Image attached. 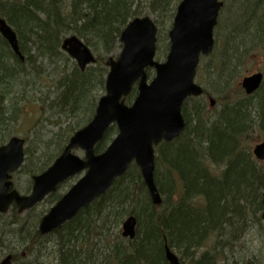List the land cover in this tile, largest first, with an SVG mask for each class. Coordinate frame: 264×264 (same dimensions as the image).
I'll list each match as a JSON object with an SVG mask.
<instances>
[{"label": "trees", "instance_id": "1", "mask_svg": "<svg viewBox=\"0 0 264 264\" xmlns=\"http://www.w3.org/2000/svg\"><path fill=\"white\" fill-rule=\"evenodd\" d=\"M179 1L0 0V17L15 31L23 55L20 60L0 35V122L13 121L15 114L23 112L25 103L35 98L31 93L45 78L48 92L54 86L55 94L53 98L46 93L36 98L37 105L42 110V106L56 108L75 119L66 126L63 138L60 134L56 152L26 169L30 184L32 175L44 170L70 135L91 118L95 107L91 92L94 87L104 89L106 67L102 60L118 46L125 24L134 17L152 14L157 26L158 18L169 15ZM240 1L241 7L229 12L238 11L242 26L233 25L223 35L215 31L221 52L217 63L202 74L208 88L204 86L202 96L188 98L182 105L183 132L154 149V183L160 204L151 202L139 169L132 163L104 195L51 233L56 247L53 262L40 259L43 240L51 235L41 236L36 229L42 212L32 222H25L29 214L24 219L14 205L0 213V256L5 247L13 262L21 258L26 260L24 264H168L164 254L167 245L180 264L257 262L242 256L241 244L252 226L257 224L264 232V160L255 159L251 150L252 142L259 141L255 135L264 133V79L253 94L245 95L238 83L242 76L238 64L241 57L264 46V0ZM223 7L229 9L228 4ZM159 33L158 28L157 42ZM68 35L78 37L94 53L95 67L80 70L61 49ZM200 71L199 65L197 76ZM147 72L149 75L150 70ZM234 87L239 95L229 94ZM135 94L133 87L125 102ZM204 96L218 101L212 115L206 111ZM115 133V126H110L94 151H103ZM57 190L47 196L49 203L60 197ZM131 214L136 229L129 239L121 235L120 226ZM27 257L31 259L27 261Z\"/></svg>", "mask_w": 264, "mask_h": 264}, {"label": "water", "instance_id": "2", "mask_svg": "<svg viewBox=\"0 0 264 264\" xmlns=\"http://www.w3.org/2000/svg\"><path fill=\"white\" fill-rule=\"evenodd\" d=\"M222 4L219 0H181L167 32L169 47L164 61L155 60L157 27L152 18L145 15L129 20L118 39L121 43L118 56L105 61L108 72L104 93L97 100L92 118L69 137L49 167L32 176L28 194H20L11 181L12 173L23 163L24 140L12 136L0 145V213H5L12 203L19 213L32 208L65 179L84 170L39 220L37 231L41 235L48 234L103 195L132 162L139 168L151 202L159 204L161 196L153 178L154 146L180 135L185 126L181 114L184 101L202 93V87L195 82L196 69L200 57L213 49V29ZM0 35L22 60L16 34L1 17ZM61 48L80 70L95 60L90 49L75 35L63 38ZM147 68L153 70L150 80ZM261 81L262 74L253 73L243 77L240 85L246 94H251ZM133 84L137 93L127 105L123 98L130 93ZM209 103L212 106L213 100ZM111 124H115L117 133L107 147L96 154L94 146ZM74 148L82 149L84 156L75 155ZM252 153L257 160H263L264 141L255 144ZM261 202L264 220V187ZM135 224V217L127 216L121 225L122 236L133 238ZM164 254L168 264H180L166 245ZM0 264H12L11 255H5Z\"/></svg>", "mask_w": 264, "mask_h": 264}, {"label": "rangeland", "instance_id": "3", "mask_svg": "<svg viewBox=\"0 0 264 264\" xmlns=\"http://www.w3.org/2000/svg\"><path fill=\"white\" fill-rule=\"evenodd\" d=\"M224 2V6L227 4L229 5V9L226 10L225 7H223L220 11L219 17H221L220 20V29L217 28V24L214 27L213 35H214V49L211 52L210 55L206 57H202L200 60V66H201V75L196 76V82L199 83L202 87H207V82L204 80L203 75L204 73L207 74V71L210 66L212 67L215 63H217L216 59L218 55H220V52L217 50V43L218 39L215 36V31H219L220 35H223L227 29H229L231 26L234 25L235 28L241 27V23H243V19L240 18V16L236 13L229 12L230 9L237 8L239 9L241 7V1L238 0L232 4L231 0H222ZM232 7V8H231ZM174 15V10L167 16L161 18H158L157 26L160 30V39L157 42V51H156V57L155 60L157 61H163L165 58V55L167 51L164 50V45L168 44V38H167V31L170 28L172 18ZM152 19H155L154 15H150ZM218 17V18H219ZM227 37V36H226ZM225 37V38H226ZM164 42V43H163ZM219 48H221L222 43L221 41L218 44ZM121 46H116L114 50L104 59L102 60V65L105 66V61L108 57L116 58L120 52ZM222 50V49H221ZM162 52L163 55H160L159 52ZM93 53V52H92ZM94 54V53H93ZM214 55L213 60L209 62V60ZM95 57V55H94ZM236 63L235 61H232V64ZM90 66V65H89ZM92 66L95 67V63L92 64ZM69 67V66H68ZM240 67V70L242 71V76L239 77V86L241 79L245 76H249L253 73H261L263 75L264 79V46L263 48H259L257 50H254L251 54H249L246 57H241L240 62L238 64V68ZM107 72V67H106ZM151 72H149V75H151ZM204 72V73H203ZM48 73V72H47ZM153 74V72H152ZM152 77V75H151ZM150 77V78H151ZM149 78V79H150ZM48 79H42V83L39 84L36 90H34L31 93V96L35 97L33 100H31L28 103H25V109L23 112H20L19 114H15L12 119L13 121L6 122V120H1L0 122V143H5L7 140L12 137L16 136L19 138L24 139V162L21 166V168L13 173L12 181L14 184V188L21 194H27L29 192V189L31 187L29 178L30 174L26 172V169H30V166L32 163L37 164V166L45 159V156L47 154L55 153L57 150V146L60 139V134L62 135V138L64 137L65 133L68 132L66 130V126L74 121L75 119H72L70 116H67L62 111L57 112L56 108H48L46 106H42L43 110L37 105L38 100L36 98L44 97L43 94H49L50 98H53L54 96V86H52L53 89L48 92L47 89V81ZM52 83V82H51ZM3 86L6 88L7 84L3 80ZM7 90V89H6ZM239 89L231 88L229 90V94L232 96H235V94H240L241 92L238 91ZM240 90L243 91V89L240 86ZM8 92V91H7ZM212 92V91H210ZM2 93V90H1ZM92 96L95 97V103L97 102L98 98L104 93V90H100L97 87H94L92 90ZM244 93V91H243ZM245 94V93H244ZM255 94L251 98V101H255ZM242 97V95L240 96ZM208 96H204V99L206 100V106L208 107L206 111L212 115L213 110L218 108V101L215 97L210 96V98L213 99L214 103L212 106H209L208 103ZM14 100V99H13ZM0 102H2L0 100ZM88 99L84 100V105L88 104ZM191 108V107H190ZM189 108V109H190ZM214 114V113H213ZM5 118V116H4ZM84 125V124H83ZM82 125V126H83ZM80 126V127H82ZM79 127V128H80ZM77 128V129H79ZM256 138H258L260 142L264 140V133H257ZM61 138V139H62ZM256 142H252L251 147L255 145ZM54 151V152H53ZM74 153H76L79 156L83 155V152L81 150H75ZM26 166V167H25ZM25 167L24 171L22 170ZM38 173V172H37ZM36 173V174H37ZM83 174V172H79L75 174L74 176L69 177L66 179L58 188L57 192L62 196L69 187L75 183V181ZM53 203H49L46 199L41 202L40 204L36 205L30 210L24 211L23 213H20L21 216L24 218L26 214H29V217L25 219V222H32L34 220V217L38 215V213H41V216L43 213H45L50 206H52ZM29 227V225H28ZM121 230V226H120ZM54 234H51L43 240V246L41 247V254L40 259L47 260V261H54V254H55V243H54ZM243 246V247H242ZM242 248V256H244L246 259H252L254 258L257 262L255 264H264V232L259 230V226L256 224L249 228L248 232L246 233L244 240L241 244ZM3 255L6 253H9L8 249L5 247L2 249ZM18 251L20 253V248H18ZM2 258V255L0 256V259ZM31 258L27 257V261ZM26 260L18 258L13 264H24Z\"/></svg>", "mask_w": 264, "mask_h": 264}, {"label": "flooded vegetation", "instance_id": "4", "mask_svg": "<svg viewBox=\"0 0 264 264\" xmlns=\"http://www.w3.org/2000/svg\"><path fill=\"white\" fill-rule=\"evenodd\" d=\"M19 58V57H18ZM20 59V58H19ZM21 60V59H20ZM23 60V59H22ZM0 100H1V93H0ZM1 106H2V104H1V102H0V111H1Z\"/></svg>", "mask_w": 264, "mask_h": 264}, {"label": "bare ground", "instance_id": "5", "mask_svg": "<svg viewBox=\"0 0 264 264\" xmlns=\"http://www.w3.org/2000/svg\"><path fill=\"white\" fill-rule=\"evenodd\" d=\"M261 84H262V82H261ZM261 84H260V86H261ZM260 86H259V87H260Z\"/></svg>", "mask_w": 264, "mask_h": 264}]
</instances>
